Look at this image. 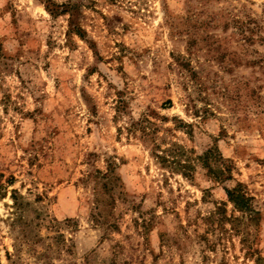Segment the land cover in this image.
<instances>
[{"label": "rangeland", "instance_id": "obj_1", "mask_svg": "<svg viewBox=\"0 0 264 264\" xmlns=\"http://www.w3.org/2000/svg\"><path fill=\"white\" fill-rule=\"evenodd\" d=\"M0 264H264V0H0Z\"/></svg>", "mask_w": 264, "mask_h": 264}, {"label": "trees", "instance_id": "obj_2", "mask_svg": "<svg viewBox=\"0 0 264 264\" xmlns=\"http://www.w3.org/2000/svg\"><path fill=\"white\" fill-rule=\"evenodd\" d=\"M77 32H79L80 35H82V31H78L80 29H76ZM161 159H163V161H170V159L168 158V156H163V155H159L157 154ZM175 160V164H177V166H183V167H186L188 166V164L186 163H182L181 160L179 159H173ZM224 172V171H222ZM223 174V173H222ZM226 191H227V195H228V198L230 201H232L235 206L240 209V210H243V211H246V212H251L253 211V208L251 207L250 205V200H251V197L247 196L243 191L242 189L239 187H236V188H226Z\"/></svg>", "mask_w": 264, "mask_h": 264}]
</instances>
